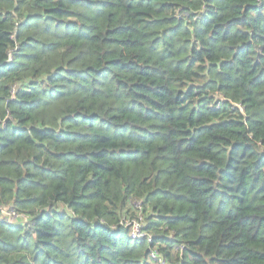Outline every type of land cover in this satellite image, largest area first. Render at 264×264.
Instances as JSON below:
<instances>
[{"label": "trees", "instance_id": "1", "mask_svg": "<svg viewBox=\"0 0 264 264\" xmlns=\"http://www.w3.org/2000/svg\"><path fill=\"white\" fill-rule=\"evenodd\" d=\"M0 264H264V0H0Z\"/></svg>", "mask_w": 264, "mask_h": 264}, {"label": "built area", "instance_id": "2", "mask_svg": "<svg viewBox=\"0 0 264 264\" xmlns=\"http://www.w3.org/2000/svg\"><path fill=\"white\" fill-rule=\"evenodd\" d=\"M3 209L7 210L5 214H3ZM3 209L1 212V216L5 218L6 221L8 222L22 217V215H19L13 209H7V208H3ZM122 223L124 225H129L131 227L130 234L132 237L141 238L146 235L142 229L141 217H139L138 219L133 218L131 220L128 219L122 220Z\"/></svg>", "mask_w": 264, "mask_h": 264}, {"label": "rangeland", "instance_id": "3", "mask_svg": "<svg viewBox=\"0 0 264 264\" xmlns=\"http://www.w3.org/2000/svg\"><path fill=\"white\" fill-rule=\"evenodd\" d=\"M6 211H7V210L3 209V214H5V213H6Z\"/></svg>", "mask_w": 264, "mask_h": 264}]
</instances>
